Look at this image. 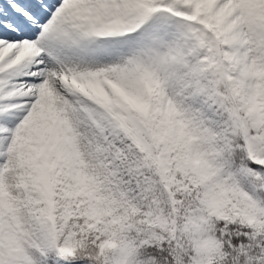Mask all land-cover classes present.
<instances>
[{
	"label": "snow or ice",
	"instance_id": "6c2138e0",
	"mask_svg": "<svg viewBox=\"0 0 264 264\" xmlns=\"http://www.w3.org/2000/svg\"><path fill=\"white\" fill-rule=\"evenodd\" d=\"M0 264H264V0H0Z\"/></svg>",
	"mask_w": 264,
	"mask_h": 264
}]
</instances>
